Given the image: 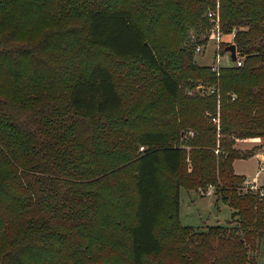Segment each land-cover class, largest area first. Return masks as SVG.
<instances>
[{
    "label": "trees",
    "instance_id": "16d2710c",
    "mask_svg": "<svg viewBox=\"0 0 264 264\" xmlns=\"http://www.w3.org/2000/svg\"><path fill=\"white\" fill-rule=\"evenodd\" d=\"M214 10L241 65L195 59ZM257 137L264 0H0V264H255L264 185L234 161ZM210 185L233 231L179 220Z\"/></svg>",
    "mask_w": 264,
    "mask_h": 264
},
{
    "label": "rangeland",
    "instance_id": "374dc122",
    "mask_svg": "<svg viewBox=\"0 0 264 264\" xmlns=\"http://www.w3.org/2000/svg\"><path fill=\"white\" fill-rule=\"evenodd\" d=\"M212 10V9H210ZM212 23L208 43L206 45L199 44L202 50L196 52L195 50V59L199 64L204 65H216L219 60V63L222 66H232L234 61L231 59L228 51L221 53L222 46L232 41L231 33H224L222 31L220 43L215 39L213 34L214 22L209 19ZM81 25L84 21H80ZM219 43V45H218ZM198 46V45H197ZM196 46V47H197ZM219 53V54H218ZM99 53L96 52V56ZM217 57V58H216ZM132 64L136 68L144 69V66L139 61H132ZM203 84L199 83L195 87H189L186 85L182 87L183 94L193 95L197 90L204 89L202 88ZM206 86V85H205ZM215 88L213 94L217 95V103H220L219 100V89L216 86H206L203 90L204 92L201 95L212 94L211 89ZM219 109V104H218ZM219 119V123H214L217 125V129L220 127V115H216ZM188 129H186L187 131ZM185 131V130H184ZM192 136V135H191ZM188 135L181 136V141H185L189 137ZM236 146L241 149L242 152H253L250 156L246 158L237 159L234 161L235 171L239 174H244L248 179H251L257 176V185H264V138H248V139H239L236 143ZM216 152V150H215ZM218 152V151H217ZM189 162V159L187 158ZM209 188L203 192L201 189L199 191L188 190L183 186L180 187L179 191V220L183 225L190 226L195 229H205L207 226L211 225H223L231 224L230 230L233 231L232 226L235 224V218L232 215V208L220 198H218L214 193V188L209 194ZM249 256L252 260L255 261V264H264V238L260 241L259 251L253 252L250 251Z\"/></svg>",
    "mask_w": 264,
    "mask_h": 264
},
{
    "label": "built area",
    "instance_id": "2783aa9c",
    "mask_svg": "<svg viewBox=\"0 0 264 264\" xmlns=\"http://www.w3.org/2000/svg\"><path fill=\"white\" fill-rule=\"evenodd\" d=\"M207 15H208V18L211 19V20L214 22V28H213V34H212V36H214L215 39L220 43L222 32H221V29H220V25H219V17H218V15H217V12H216L215 10H214V11H209ZM219 43H218V45H219ZM201 50H202L201 46L198 45V46L196 47V52H200ZM218 54H219V53H218ZM216 58H217V57H216ZM234 64H235V65H241V64H242V58L240 57V55H239L238 52H237V59L234 61ZM221 66H222V65L219 63V60H218V62L216 63V65H215V64L212 65V69L218 71V69H219ZM214 91H215V88H212V89H211V92L213 93ZM212 120H213L214 123H219V119H218L217 116L213 117ZM193 134H194V131L189 130V131H186V132H185L184 136H185V135L191 136V135H193ZM142 148H143V147H142ZM216 152H217V150H216ZM262 170H264V166L262 167ZM259 186H260V185H257L256 180H254L253 182H248L246 188L249 189V190H253V191H258V190H260V193H262V189H259ZM209 187H210V188H209L208 193L210 194L211 191H213V190H212L213 187H212L211 185H210Z\"/></svg>",
    "mask_w": 264,
    "mask_h": 264
},
{
    "label": "water",
    "instance_id": "95a60500",
    "mask_svg": "<svg viewBox=\"0 0 264 264\" xmlns=\"http://www.w3.org/2000/svg\"><path fill=\"white\" fill-rule=\"evenodd\" d=\"M225 50L229 52L230 57L233 61L237 59V48L235 43H230L225 47Z\"/></svg>",
    "mask_w": 264,
    "mask_h": 264
},
{
    "label": "crops",
    "instance_id": "0c3cea01",
    "mask_svg": "<svg viewBox=\"0 0 264 264\" xmlns=\"http://www.w3.org/2000/svg\"><path fill=\"white\" fill-rule=\"evenodd\" d=\"M237 160V159H236ZM235 169V168H234ZM244 175V174H243ZM254 180H256L257 181V176L256 177H254V178H252V180L251 179H248L247 181L248 182H253Z\"/></svg>",
    "mask_w": 264,
    "mask_h": 264
}]
</instances>
